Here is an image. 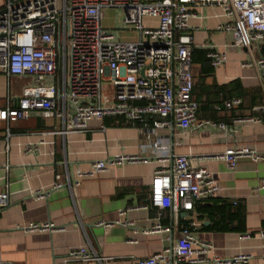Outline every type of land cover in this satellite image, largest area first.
Returning <instances> with one entry per match:
<instances>
[{
	"label": "crops",
	"instance_id": "1",
	"mask_svg": "<svg viewBox=\"0 0 264 264\" xmlns=\"http://www.w3.org/2000/svg\"><path fill=\"white\" fill-rule=\"evenodd\" d=\"M6 1L0 0V10ZM198 13L191 19L193 47L205 49L209 56L216 44L227 51L228 59L219 66L210 56L211 61L193 62L197 118L225 122L229 129L211 125L186 132L179 127L155 129L151 123L119 114L93 118L86 130L63 133L58 116L33 112L27 118L0 119V191L9 192V203L0 206V264H77L65 258L70 248L86 243L114 256L106 264H124L129 256L145 257L173 245L182 227L192 221L196 236L211 241L216 254L251 252L248 264H264V158L241 157L230 168L225 160L210 157L231 145H248L264 153V108H257L264 106V84L256 66L242 64L263 56L264 39L250 47L230 46L232 34L218 27L226 20L222 7L205 4ZM32 82L30 75L0 71V108L17 106L24 87ZM223 85L227 86L221 89ZM234 96L242 102L229 109L218 107ZM240 115L259 116L261 121L236 122ZM156 140L163 146L158 151ZM121 152L148 160L117 163L94 176L78 177V171L97 159ZM173 152L188 154L194 167L207 166L219 185L214 196L198 199L193 208L177 214L150 203L155 171L171 164L162 153L170 157ZM56 182L62 185L54 186ZM127 207H133L125 215L132 225L96 224L100 219L115 220ZM47 220L57 228L21 230L29 222ZM158 221L171 229L145 232ZM245 232L251 236L243 237Z\"/></svg>",
	"mask_w": 264,
	"mask_h": 264
},
{
	"label": "built area",
	"instance_id": "2",
	"mask_svg": "<svg viewBox=\"0 0 264 264\" xmlns=\"http://www.w3.org/2000/svg\"><path fill=\"white\" fill-rule=\"evenodd\" d=\"M205 4L222 7L226 20L218 27L232 34L228 45L250 47L264 39V0H7L0 10V71L9 76L30 75L34 82L24 87L17 106L0 108V119L27 118L33 112L58 116L63 122L59 132L63 133L86 130L93 118L119 114L145 125L151 123L155 129L179 127L186 132L211 125L228 130L225 122L197 118L198 102L192 93L191 19L200 16L198 7ZM108 7H122L125 22L131 26L118 31L105 28L102 10ZM148 15L156 16L157 23L146 25L143 18ZM130 30L137 33L134 39L121 36ZM211 46L208 55L214 66L227 61L226 50ZM242 64L256 66L264 84L263 56ZM105 80L113 86L111 100L104 91ZM241 102L238 96L229 97L218 107L229 109ZM235 121L259 122L261 118L237 116ZM161 147V141L156 140L154 150ZM161 157L170 159L171 164L153 175L152 205L170 207L177 214L183 208H193L196 200L217 193L219 185L207 166L194 167L186 153L173 152L170 157L162 153ZM210 157L235 168L241 157L260 160L264 153L248 145H231ZM147 160L140 154L121 152L97 159L77 175L94 176L117 163ZM60 185L62 182L54 184ZM8 203V190L0 191V206ZM130 208H121V216L115 220L100 219L96 224L132 225L133 220L125 217ZM193 226L194 221L184 225L173 245L149 256H129L124 264H248L252 260L251 252L216 254L214 244L198 238ZM56 228L55 222L47 220L29 222L21 230ZM170 229L158 221L145 232ZM113 258L86 243L70 248L65 260L106 264Z\"/></svg>",
	"mask_w": 264,
	"mask_h": 264
},
{
	"label": "rangeland",
	"instance_id": "3",
	"mask_svg": "<svg viewBox=\"0 0 264 264\" xmlns=\"http://www.w3.org/2000/svg\"><path fill=\"white\" fill-rule=\"evenodd\" d=\"M143 21L146 25H154L157 23V17L156 16H145L143 18ZM102 24L105 28L113 31H118L120 27H129L131 25H128L125 22V11L122 7H108L104 8L102 10ZM122 37L125 39H134L136 37V33L133 31H124L122 33ZM112 88L113 86L110 84L109 81H104V91H107L106 96L108 97V94L110 95L108 98L109 100L112 99ZM105 97V99L107 98Z\"/></svg>",
	"mask_w": 264,
	"mask_h": 264
},
{
	"label": "trees",
	"instance_id": "4",
	"mask_svg": "<svg viewBox=\"0 0 264 264\" xmlns=\"http://www.w3.org/2000/svg\"><path fill=\"white\" fill-rule=\"evenodd\" d=\"M262 55L264 57V45L262 46ZM206 50L205 49H202V48H198V47H193L192 49V64L194 61H197V60H204V61H211L210 57L206 55ZM207 57V58H206ZM212 71V69H210ZM194 86V85H193ZM227 85H223V86H220L221 89H224L226 88ZM241 116V115H240ZM226 205V203H225ZM218 227L220 228H223V226L221 225H218Z\"/></svg>",
	"mask_w": 264,
	"mask_h": 264
}]
</instances>
